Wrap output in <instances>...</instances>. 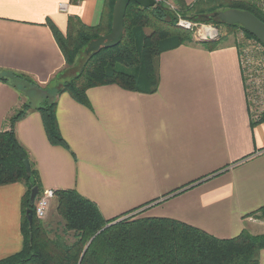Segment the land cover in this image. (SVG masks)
<instances>
[{"label": "crops", "instance_id": "crops-1", "mask_svg": "<svg viewBox=\"0 0 264 264\" xmlns=\"http://www.w3.org/2000/svg\"><path fill=\"white\" fill-rule=\"evenodd\" d=\"M109 6L110 0H0V132L29 102L12 131L37 172L38 195L74 191L106 221L136 211L221 240L264 224V120L252 118L232 39L212 50L193 41L162 53L153 94L92 87L88 106L58 94L54 116L66 147L48 142L36 110L43 102H32L12 79L22 76L39 90L60 81L67 65L57 39L69 20L107 27ZM184 176L193 178L181 183ZM25 191L19 181L0 185V261L23 248ZM258 260L264 264V249Z\"/></svg>", "mask_w": 264, "mask_h": 264}, {"label": "trees", "instance_id": "trees-1", "mask_svg": "<svg viewBox=\"0 0 264 264\" xmlns=\"http://www.w3.org/2000/svg\"><path fill=\"white\" fill-rule=\"evenodd\" d=\"M171 1L177 13L196 11L190 19L199 17L201 23L222 26L229 31L244 29L213 19L211 16L215 12L228 9L247 11L264 24L260 9L254 3L242 0L224 6L208 5L214 0H196L189 6L184 0ZM114 2L110 0L109 26L87 28L78 20L75 24L69 20L67 34L57 39L67 67L71 68L80 54L79 71L69 79L65 78L59 94L66 91L76 103L84 106H88L85 92L92 87L117 85L126 91L155 93L159 81L156 72L158 57L192 42L189 31L175 25V12L159 5L145 9L131 2L125 11L122 41L113 48L86 54L83 51L90 41L110 32ZM145 30L150 33L146 34ZM243 32L246 39L257 42L255 37L245 30ZM200 45L212 50L217 47V42ZM241 50L238 48L239 52ZM45 99L36 110L41 115L48 142L66 147L57 129L56 104L53 100L47 102V97ZM30 109L29 102L23 104L10 117L9 130L0 132V185L19 181L26 189L21 205L23 248L16 255L1 260L0 264H259L258 254L264 249V235L253 236L243 231L235 238L221 240L166 218L106 221L92 202L69 190L53 192L56 212L63 221V234L49 236L40 220L35 218L34 206L29 205L32 189L36 187L40 192L37 172L30 167V175H26L23 162L28 161L27 153L17 143L12 131L14 124ZM258 120L263 121L264 115ZM28 209H32L31 224L26 219ZM71 232L72 239L68 240L66 236Z\"/></svg>", "mask_w": 264, "mask_h": 264}, {"label": "rangeland", "instance_id": "rangeland-1", "mask_svg": "<svg viewBox=\"0 0 264 264\" xmlns=\"http://www.w3.org/2000/svg\"><path fill=\"white\" fill-rule=\"evenodd\" d=\"M240 0H214L213 2H209L208 5L214 6L215 4L218 5H223L227 4V3H232V2H239ZM244 2H250L251 4L254 3L261 11V13L264 16V0H242ZM169 2H171V4L173 5L172 1L169 0ZM174 6V5H173ZM166 8V7H165ZM175 10V7H174ZM223 11V10H220ZM196 11H189L187 13H181L179 12L178 14L180 15V17L182 19H184L187 22H192L193 24H195V27L189 31V33L191 34V38H192V42L196 43V44H200L203 42H207V43H216L220 44L224 41H229L230 39H232L235 43V45H238V48H240V50L244 53H249L248 55H252L250 57H254L257 58V50H256V44H255V40H248L245 38V32H243L244 30L236 28L233 31H229L226 28L222 27V26H217V25H213L211 23H205V22H199V17L198 18H194V19H190L192 17V15L195 13ZM224 12V11H223ZM176 14H177V10H176ZM191 16V17H190ZM176 22V20H175ZM177 24V22L175 23V25ZM203 25H210L211 27L214 28L215 30V34H217V37L215 40L213 41H203L200 39L201 36L198 33L199 30H201ZM188 31V30H187ZM146 34L150 33V30H145ZM124 34V33H123ZM124 38V37H123ZM240 51V52H241ZM84 52V51H83ZM241 52V54H242ZM240 54V53H239ZM80 57V54L78 55ZM78 59L72 64V67L69 68L67 67V69H69V71L65 72V74H67L65 76V74L61 77L60 81L52 84L48 89H40L35 86L30 80L26 79V78H15L12 79L14 82H16L15 84H17L18 87L21 88L22 92H24L27 96H29L30 99H32L31 101L33 102L34 99H38L41 102H44V100H46L45 98L47 97L48 100L47 102H51L55 96H57L59 94V90H62V87L64 85V81L66 80L65 78H70L72 76H74L76 74V72L79 71V63H78ZM258 60V58H257ZM74 67V68H73ZM65 70V71H66ZM193 177H182L181 179V183L190 180ZM49 204H48V209L46 212V215L44 218H42L40 220L41 225L44 229V231H46V233L50 236H54V235H62V231H60L62 229L63 226V221L62 219L59 217V215L56 212L55 209V198L54 196L48 200ZM264 212V209L261 210V213ZM143 216V215H142ZM145 216V215H144ZM148 217V216H147ZM146 217V218H147ZM137 218H141V214L138 212L136 213V211L132 212V213H128V214H124L122 217H120L119 219H117L116 221H122L123 219L126 220H134ZM253 220H255L253 218ZM259 227L253 228L251 229L249 232H246L248 235H253V236H262L264 235V224L263 222H261V224H257ZM66 238L69 240L71 238V234H67Z\"/></svg>", "mask_w": 264, "mask_h": 264}, {"label": "built area", "instance_id": "built-area-1", "mask_svg": "<svg viewBox=\"0 0 264 264\" xmlns=\"http://www.w3.org/2000/svg\"><path fill=\"white\" fill-rule=\"evenodd\" d=\"M156 5L166 7L168 10L175 12V20L177 22V26L185 29L192 30L195 27V24L192 22H187L180 17L176 10H174V6L169 2V0H154ZM67 9V5L60 4L59 11L65 12ZM201 36V40L203 41H213L216 39L217 34H215V30L210 25H203L201 30L198 31ZM256 50H257V58L250 57L252 55H248L249 53L240 52V64L241 70L244 76L245 88L247 91L248 100L253 112V120L259 121L258 119L264 113V46L260 44L258 41L256 42ZM53 191H44L42 194L37 195L35 203H34V216L36 219L41 220L45 217L47 209H48V200L53 197Z\"/></svg>", "mask_w": 264, "mask_h": 264}, {"label": "water", "instance_id": "water-1", "mask_svg": "<svg viewBox=\"0 0 264 264\" xmlns=\"http://www.w3.org/2000/svg\"><path fill=\"white\" fill-rule=\"evenodd\" d=\"M135 3L137 6L145 9H151V7L157 6L154 0H115L112 9V21L111 30L106 35H101L98 39L92 40L87 45L84 52L89 54L90 52H98L102 48H113L120 43L123 39L124 32V17L126 14V7L131 3ZM213 19L219 20L222 24L226 25H238L242 27L251 36L264 46V24L257 19L254 15L247 11H238L235 9H228L227 11H217L212 16ZM26 175H30V165L26 160L23 162ZM38 189L35 187L32 189L29 196V205L32 206L35 203L38 195ZM28 223L31 224L33 218L32 209L26 211Z\"/></svg>", "mask_w": 264, "mask_h": 264}]
</instances>
